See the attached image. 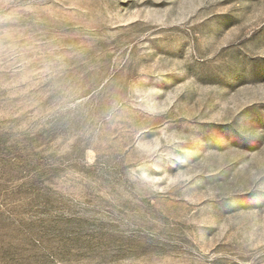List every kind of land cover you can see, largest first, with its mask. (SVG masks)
I'll list each match as a JSON object with an SVG mask.
<instances>
[{"label":"rangeland","instance_id":"1","mask_svg":"<svg viewBox=\"0 0 264 264\" xmlns=\"http://www.w3.org/2000/svg\"><path fill=\"white\" fill-rule=\"evenodd\" d=\"M0 264H264V0H0Z\"/></svg>","mask_w":264,"mask_h":264}]
</instances>
